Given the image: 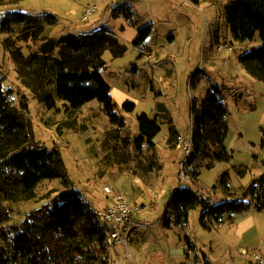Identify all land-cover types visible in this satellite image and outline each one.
<instances>
[{"label":"rangeland","instance_id":"1","mask_svg":"<svg viewBox=\"0 0 264 264\" xmlns=\"http://www.w3.org/2000/svg\"><path fill=\"white\" fill-rule=\"evenodd\" d=\"M225 2L127 0L124 4L117 0H7L0 6V18L12 11L39 17L45 13L53 15L56 23L43 25L41 38H57L68 32L90 34L107 30L127 47L124 56L117 59L104 51L102 60L106 66L100 70L118 110L127 101L135 105L132 113H121L125 126L118 128L109 123L96 101L75 112L67 111L62 102H57L54 110L39 104L32 97L28 80L16 74L3 41L10 39L13 47L32 53L37 52L40 39L33 43L30 36H26L21 42L19 29L12 34L0 33V74L5 79L2 87L8 91L13 104L21 96L28 100L30 137L48 149L60 151L71 186L94 211L106 206L105 186L127 197L139 209L136 217L140 225L136 232L141 238L130 242L132 258L125 257L122 248L116 249L125 264H160L162 250L171 256L163 262L165 264H205L201 257L204 252L210 261L209 249L202 252L198 248L200 239L205 236L200 225V209L189 212L186 225L176 226L171 220L169 229L164 227L170 197L180 187H189L216 204L228 197L239 198L241 190L253 178L264 174V144L263 149L260 148L264 133V84L247 80L249 77L242 73L244 70L237 60L244 50L259 42L256 39L243 43L232 40L223 17ZM91 5H97V12L82 22L81 17ZM122 8L130 9L129 21L120 15ZM148 25L153 26V32L141 52L142 57L137 59L140 51L131 44L137 31ZM128 65H136L135 72ZM76 68L83 71L86 65L76 62ZM214 87L223 89L228 103L226 146L232 152V160L228 163L199 160L188 165L183 149L177 150L175 143H167L169 125L165 123L170 119L182 144L188 145L191 101H199ZM159 103L164 110H158ZM141 114L156 118L160 132L154 140V150L144 148L136 153L132 141L137 135L136 119ZM239 169L245 174L240 175ZM224 171H228L230 177L228 195L220 189L211 190ZM193 172L199 173L196 182ZM181 173L187 177L181 179ZM62 189L60 180L41 182L32 199L17 203L16 213L9 222L20 223L31 210L49 204ZM256 219L264 225V213L258 218L254 216ZM185 237H189L195 247L192 252L185 248ZM247 250L255 249L247 247ZM257 251L264 254L262 247ZM210 254L211 264H251L240 254V248L231 251L214 246L210 247ZM178 255L180 259L176 262L174 257ZM118 260L113 257L108 264H116Z\"/></svg>","mask_w":264,"mask_h":264},{"label":"trees","instance_id":"2","mask_svg":"<svg viewBox=\"0 0 264 264\" xmlns=\"http://www.w3.org/2000/svg\"><path fill=\"white\" fill-rule=\"evenodd\" d=\"M117 1L125 4L127 0ZM225 1L223 17L232 40L243 43L256 39L259 42L244 50L237 60L250 77L264 84V0ZM6 2L0 0V6ZM120 15L126 21L132 17L128 8ZM55 23L56 18L48 13L39 17L12 11L0 18V33L12 34L19 29L21 42L26 36H30L33 43L40 39L37 52L32 53H25V49L13 47L10 39H4L5 52L14 63L16 74L28 80L32 97L47 110L56 109L57 102H62L67 111L75 112L96 101L109 123L123 128L125 120L121 113H132L135 105L127 101L118 110L100 70L106 66L102 60L104 51L117 59L124 56L127 47L107 30L90 34L68 32L57 38H41L43 25ZM152 32V25L137 31L131 44L140 51L137 59L142 57L141 52ZM76 62L84 63L86 70H78ZM128 66L135 72L136 65ZM4 81L0 74V264H108L106 237L109 228L99 222L95 211L71 186L60 151L48 149L30 137L28 100L21 96L13 104L8 91L2 87ZM157 108L164 110L160 103ZM229 115L223 89L218 87L208 90L199 101H191L188 165L199 160L214 163L232 160V152L226 146ZM169 120L165 123L169 125L167 143L176 145L179 135ZM136 124L137 135L132 141L136 153L144 148L154 150V140L160 132L158 120L141 114ZM263 138L264 133L261 149ZM240 172V175L245 174ZM198 176V172L192 173L194 182ZM229 179V172L224 171L211 190L220 189L230 194ZM45 180H60L63 189L49 204L31 210L20 223L11 224L9 221L16 213L17 203L32 199L37 186ZM194 209L201 210L200 225L206 231L250 210L264 212V174L253 178L241 190L239 198L228 197L216 204L196 190L180 187L166 205L164 227L169 229L171 220L176 226L186 225L188 214ZM185 248L189 252L195 250L189 237H185ZM201 257L209 264L204 253Z\"/></svg>","mask_w":264,"mask_h":264},{"label":"built area","instance_id":"3","mask_svg":"<svg viewBox=\"0 0 264 264\" xmlns=\"http://www.w3.org/2000/svg\"><path fill=\"white\" fill-rule=\"evenodd\" d=\"M97 12V5H91L87 8V12L81 17L82 22H86ZM183 149L185 158L190 154L191 147L190 143L188 145H183L182 141L176 143V149ZM185 174L181 173V179H183ZM104 193L107 197L106 206L102 210H96L95 215L97 216L99 222L109 228V232L106 237V245L108 251L114 249L116 246L121 247L125 252L124 256L127 258H132L129 252L130 240L132 237V232L136 227L135 217L138 213V208L135 207L127 197L119 193H114L109 187L105 186L103 188ZM151 202V201H150ZM152 203L149 207H152ZM240 254L246 257L252 264H264V254L258 251H249L246 248H240Z\"/></svg>","mask_w":264,"mask_h":264},{"label":"crops","instance_id":"4","mask_svg":"<svg viewBox=\"0 0 264 264\" xmlns=\"http://www.w3.org/2000/svg\"><path fill=\"white\" fill-rule=\"evenodd\" d=\"M140 69H141V65L138 66V70H140ZM242 73L245 76L249 77V79H247V80L251 79V80L255 81L245 71H242ZM150 196H149V199L152 197V196L151 197ZM263 213L264 212H255L253 210H250L247 214H245L243 216L235 217L234 222L232 224L224 223L220 226H215L216 229H214V230H211V231L204 230L205 236L200 239L201 243L198 244V248H200V250L202 252L203 251L208 252V249H209V252H208V254L210 255L209 264H211V260H212L211 254H210V247H211V249H213L214 246H219L222 249H225V250L230 249L231 251H234L238 248H241L242 245L246 249H247V247L250 249L254 248L255 250H253V251H257V249H259L261 247L264 248V225L260 224L257 221V219L254 220V216H257V218H258V216H260ZM135 222L137 225L134 228V230L132 232V237H131V240L133 242H136L137 240L140 241V238H141V234H138V231L136 232V229L140 225V222L137 219V217H135ZM256 225H258V226H256ZM204 239H207L208 241L205 242ZM131 240H130V242H131ZM118 247L119 246H116L114 249H112L110 251V253H109L110 261L113 260V257H116V260L119 259L116 262V264H125V261L123 259L122 254L116 253V249L118 250ZM169 247L172 248V246H170V245H169ZM180 249H181L182 254H183V245L180 247ZM160 250H162V249L160 248ZM162 253L163 254H159L160 264H162L163 262H165L171 258L169 253H167L169 255V257L167 256L166 252H164L163 250H162ZM138 256H139V253H138ZM182 256L183 255H181V258H182ZM139 259H140V263H142L141 256H139ZM176 259H177V261L180 259L179 255L174 257L175 261H176ZM151 262H153V261H151ZM163 264H165V263H163Z\"/></svg>","mask_w":264,"mask_h":264}]
</instances>
